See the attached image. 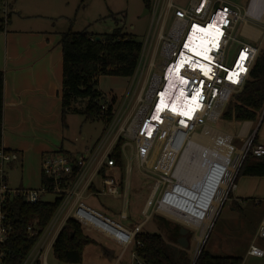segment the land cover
Wrapping results in <instances>:
<instances>
[{"label":"built area","instance_id":"obj_1","mask_svg":"<svg viewBox=\"0 0 264 264\" xmlns=\"http://www.w3.org/2000/svg\"><path fill=\"white\" fill-rule=\"evenodd\" d=\"M251 3L252 0L248 3L247 9L240 13L234 4L227 0H189L184 6L175 4L173 0H153L152 2L155 7L164 4L163 15L165 17L169 10H173L170 28L166 36L167 42H165L167 45L172 43L173 47L162 50L164 60L160 66L159 83L152 87L148 112L140 117L136 126V155L141 165L149 156L154 141L159 140L161 143L156 154V161L152 165V168L158 173L159 179L156 180L151 194L142 208L143 221L132 227H126L107 213L91 207L82 200L86 192L90 195L104 194L114 197L121 195L119 192L120 176L117 179L116 171H113V168H118L109 155L114 144L109 139V126L105 125L100 139L82 153L72 156L60 150L44 153L41 157V172L48 178L49 183H43L37 188L17 187L12 189L8 187L6 169L11 162L17 159V153L3 147L0 148V264H4L7 256L8 249L5 247V243H7L11 232V224L7 222L4 211L7 203L18 197L26 203H35L40 201L41 196L47 191L58 194L57 209L38 234L35 243L21 264H35L37 259L41 261V264H48L46 258L68 218H73L86 230H94L113 241L117 246L119 245L121 250L114 256V264H122L124 253L129 248H131V257L134 263L144 264L136 254L135 248L141 246V243L135 239V235L141 231L143 222L150 219L151 213H148V208L154 194L160 186H164V195L176 187H185L184 185L189 184L184 180L195 177V172H191V170L197 168V163L200 160L198 149L194 146L193 141V136L199 134L196 127L201 126L200 133L205 128L211 127L206 123V120L216 119L231 94L239 90L257 54L258 46L239 42L232 61L228 63L226 59L229 43L234 39L235 28L240 22L252 20L264 23V6L258 3L251 5ZM11 13L10 0H0V25L3 30L9 22ZM212 21L214 23L211 30L212 36L206 39V47L211 58L204 62L201 61L200 65L182 64L183 66L179 70L181 76L186 79L187 91L190 96L195 97L196 104L191 105V114L180 112L179 119H177L176 115L163 111L159 114L157 121L150 120L154 110L153 104L158 101L167 70L173 68L172 66L179 59V54L182 52V47L193 26L205 28ZM186 33L185 40L181 45ZM261 34L264 37V28L261 29ZM262 117L261 114L258 119L261 121ZM181 120L184 123H181ZM149 122L154 128V131L150 133L146 130ZM240 125L237 134V141L240 143L239 151L230 144L233 141V136L225 133L229 136L230 150L239 153V161L236 164L238 168L248 152L257 157L264 156V143L254 141L257 136L255 128L257 125H253L251 120L241 121ZM102 166H105L104 175L100 173ZM72 174L74 175L70 178ZM235 179L234 177L228 182V191L234 188ZM91 185L94 186V189H90ZM255 203L257 204L258 200ZM157 205L159 208L160 201ZM120 217L125 218V213H121ZM26 231L30 235L35 234L34 225L27 226ZM254 238L264 242V220L258 223ZM197 254L198 252L192 258L193 262ZM247 254L262 257L264 249L256 245L253 240L248 246ZM59 264L75 263L59 262Z\"/></svg>","mask_w":264,"mask_h":264},{"label":"rangeland","instance_id":"obj_2","mask_svg":"<svg viewBox=\"0 0 264 264\" xmlns=\"http://www.w3.org/2000/svg\"><path fill=\"white\" fill-rule=\"evenodd\" d=\"M40 1L42 3H37L36 0H10L12 18H24L27 14L42 12L50 13L54 15L56 24H63L64 29L71 28L74 31L87 29L88 32L92 33H106L118 26L123 31L132 33L134 38L142 44L138 70L141 69V66H144L145 75L148 73L147 83L142 91L140 86L136 84V74L130 79L115 75H100L97 84V88L103 95L101 102H109L112 99L114 117L112 122L106 125L110 127L109 139L112 144L117 140L118 136H122L125 139L121 148V158L124 167L123 188L119 187L121 195L120 197L104 194L90 195L86 192L82 199L93 208L103 212L107 209V214L111 218L120 221L122 224H131L132 227L144 220L142 208L151 194L156 180L159 179V175L152 168V165L156 161V154L161 145L160 141H154L149 156L144 164L141 165L136 155L135 144L137 139L135 135L140 117L148 112L149 90L153 85H158L159 83V79L155 80L154 78L159 77L161 74L160 66L164 60L162 50L165 42H167L166 36L170 28L173 10H169L165 24H163V9L160 10V5H157V7L152 5L151 10L146 11L142 0H58L59 4L54 6V10L44 4L45 0ZM188 1L173 0L175 4L178 3L183 6ZM231 2L239 9L240 13H243V10L247 9L249 0H231ZM26 20L30 19L21 21L26 22ZM260 26L262 29L264 28L263 23ZM234 36L227 50L226 59L228 63L232 61L241 40L236 33ZM259 47L264 48V38ZM148 64L152 66L149 68ZM143 71L142 75H138V80L143 78ZM231 97L232 94L229 99ZM224 109L225 107L221 108L216 119H208L206 123L221 132L232 135L233 141L230 144L239 151L240 143L237 141L236 135L241 125L233 119H224L221 115ZM66 118L70 129V138L64 144L66 148L71 147V145L85 146L86 144L92 147L96 140L102 136L105 129V125L101 120L86 121L81 115L75 113H68ZM254 124L257 125L255 127L257 130L256 141L258 140L257 142L263 144L264 120L260 121L257 118L254 120ZM196 131L200 133L201 126H197ZM82 137H85V139ZM236 155L237 152L234 150L230 157L232 159L229 165L234 161ZM237 169L238 166L236 165L230 174L229 181L234 179ZM193 170L195 168H192L191 172ZM7 171L8 187L13 189L21 181L24 187H29L27 184L28 180L24 178L25 172H23L19 163L15 164L12 169L9 167ZM113 171H116V177L119 179L120 173L118 169L113 168ZM260 180L259 186L257 188L254 187L250 193H252L251 196L263 199L261 197H264V177ZM227 189L228 185L225 186L216 211L208 222L207 230L200 239H198V236L202 231V224L195 228L191 224L178 221L161 213L157 204L164 197V186H160L154 194L148 208V213H151L150 219L143 222L141 231L161 234V229H159L158 223L153 217V215H158L169 220L171 224L188 230L185 234L188 243L185 249L191 258L195 256L202 243L206 241L205 248L213 255L241 256L243 258L242 264H264V255L257 257L246 254V250L253 240L256 245L264 248V242L254 238L256 226L261 220H264V201L258 206L253 204V198L245 199L241 203L242 210L235 211L230 204L231 200L227 199L229 192ZM56 198H58L57 193L48 191L41 196V200L44 202H53ZM191 210L192 208L189 209V211ZM122 211H125L127 218L119 220V215ZM82 229L85 235L101 244H87L83 249L81 264H114L113 260L110 261L106 258L107 253L103 252L102 245L103 247L112 248L115 254H118L121 250L120 246H117L113 241L94 230H86L84 227ZM176 245L179 246L178 243ZM46 261L48 264H59L54 258L52 251L49 252ZM122 264H135L131 257V248L124 253Z\"/></svg>","mask_w":264,"mask_h":264},{"label":"trees","instance_id":"obj_3","mask_svg":"<svg viewBox=\"0 0 264 264\" xmlns=\"http://www.w3.org/2000/svg\"><path fill=\"white\" fill-rule=\"evenodd\" d=\"M142 2L145 9L150 11L153 0H142ZM2 30L0 25V31ZM96 36L99 39H96ZM60 43L63 84L61 89L62 125L66 126L68 113L79 114L86 121L101 120L104 125L109 124L114 117L112 99L109 102H101L103 95L97 88L98 78L100 75L132 77L139 64L142 44L134 38L132 33L125 32L118 26L106 33H92L87 29L74 31L68 28L60 34ZM223 107L225 109L221 115L227 120L254 121L260 117L264 110V48L258 47L243 84L239 90L232 93L231 99L226 101ZM2 110L3 73L0 71V148L2 147ZM254 141L256 142V137ZM124 142V137L118 136L109 154L119 170L121 187L124 169L121 148ZM59 150L70 156L74 155L63 149ZM104 171L105 166H102L100 173L104 175ZM40 175L41 184L49 183L43 172ZM246 175L264 177V156L257 157L250 152L245 155L234 181ZM90 189H94V186L91 185ZM229 195L230 191L227 197ZM58 203L59 198L53 202L40 200L35 203H26L19 197L7 203L4 211L7 222L11 224V232L5 243L8 253L4 264L22 263L38 234L51 219ZM232 205L235 210H240L235 204ZM104 212L108 213L107 209ZM153 217L161 229V234L140 231L135 235V239L141 243V246L135 248L136 254L144 264H242L241 256L209 253L205 248L206 241L193 263L187 250L176 245L180 228L161 216L153 215ZM30 225H34L35 234L33 235L26 231V227ZM82 228L81 224L73 218L65 221L51 250L58 262L81 264L84 247L90 243L98 244L85 235ZM104 251L108 252L106 249ZM35 264H41V261L37 259Z\"/></svg>","mask_w":264,"mask_h":264},{"label":"crops","instance_id":"obj_4","mask_svg":"<svg viewBox=\"0 0 264 264\" xmlns=\"http://www.w3.org/2000/svg\"><path fill=\"white\" fill-rule=\"evenodd\" d=\"M36 2L42 3L40 0ZM227 2L234 4L231 0ZM256 3L264 6V1L260 0ZM44 4L54 10V6H57L59 1L45 0ZM159 8L164 10V4H160ZM166 18L167 16L163 15V24ZM24 19L30 20L22 22L21 20ZM261 23L252 20L240 22L235 28V33L241 38L240 42L259 47L264 38L261 34ZM65 30L67 29H64L63 24H56L54 15L42 12L27 14L24 18L17 19H13L11 13L5 30L0 31V71L3 73L2 147L17 153V159L11 162L7 169L9 167L12 169L15 164L19 163L25 172L24 178L28 180L29 186L24 187L21 181L15 188L31 189L41 185V157L44 153L63 149L75 154L90 148L87 144L85 146L71 145L70 149L64 145L65 141L70 138L67 118L66 126H63L61 122L63 84L60 34ZM148 65L149 68L152 66ZM143 68L144 66H141L138 70L137 66L134 73L138 77L144 70L143 78L138 80L139 78L136 77V84L140 86L141 91L147 83L148 75V73L145 75ZM125 79H130V77H125ZM240 122H238L239 125ZM82 138L85 139V137ZM7 172L6 179L9 184ZM260 179V176L238 177L227 198L231 200L230 204L233 209L232 204H235L242 210L241 203L245 199L253 198L254 205H261L264 197L259 199L260 197L251 196L252 193H250L254 187L259 186ZM254 200H260V202L255 204ZM126 218L127 215L125 218L119 215V220ZM123 225L131 227V224ZM102 248L103 252L104 249L108 250L106 258L114 261V250L110 247H103V245Z\"/></svg>","mask_w":264,"mask_h":264},{"label":"bare ground","instance_id":"obj_5","mask_svg":"<svg viewBox=\"0 0 264 264\" xmlns=\"http://www.w3.org/2000/svg\"><path fill=\"white\" fill-rule=\"evenodd\" d=\"M258 1L260 0H252L251 5ZM213 24L212 21L205 28L193 26L182 47V52L179 54V59L174 63L173 68L167 70L158 101L153 104L154 110L150 120L157 121L159 114L163 111L176 115L177 119H179L180 112L187 115L191 114V105L196 104L195 97L190 96L187 91L186 79L181 76L179 70L182 68V64L200 65V63L211 58L206 47V39L212 36ZM186 35L187 33L181 45ZM172 47L173 44L169 43L164 46L163 50ZM154 79L157 80L159 77ZM151 95L152 88L149 90V96L151 97ZM134 122L136 121L134 120ZM181 123L184 121L181 120ZM146 130L148 133L154 131L151 122L147 123ZM193 141L194 146L198 149V158L200 159L197 168L193 170L195 177L191 178L192 182L191 179L184 180L189 185L176 187L167 192L160 200L159 209L164 215L191 224L195 228L202 224V231L198 236L200 239L207 230L208 222L212 219L223 196L230 174L239 161V153L229 165L232 159L230 158L232 151L230 150L229 136L213 127L205 128L202 133L194 135ZM190 208H192L191 211H189Z\"/></svg>","mask_w":264,"mask_h":264},{"label":"water","instance_id":"obj_6","mask_svg":"<svg viewBox=\"0 0 264 264\" xmlns=\"http://www.w3.org/2000/svg\"><path fill=\"white\" fill-rule=\"evenodd\" d=\"M147 11V10H146ZM96 39H99V37L98 36H96ZM264 114V110H263V112H262V115ZM187 229L186 228H184V227H181L180 229H179V234H180V236L177 238V243L179 244V246L180 247H182V248H186L187 247V245H188V243H187V240H186V237H185V234L187 233ZM203 245H204V243H202V245H201V247H200V249H199V251H198V254H199V252H200V250L201 249H203L202 247H203ZM198 254L196 255V258H197V256H198ZM196 258H195V260H196ZM194 260V261H195ZM194 263V262H193Z\"/></svg>","mask_w":264,"mask_h":264},{"label":"snow or ice","instance_id":"obj_7","mask_svg":"<svg viewBox=\"0 0 264 264\" xmlns=\"http://www.w3.org/2000/svg\"><path fill=\"white\" fill-rule=\"evenodd\" d=\"M211 26V25H210Z\"/></svg>","mask_w":264,"mask_h":264}]
</instances>
